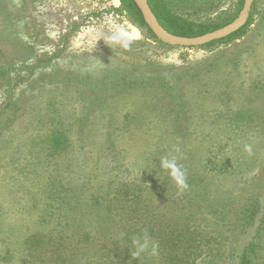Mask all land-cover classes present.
Listing matches in <instances>:
<instances>
[{"label":"rangeland","instance_id":"rangeland-1","mask_svg":"<svg viewBox=\"0 0 264 264\" xmlns=\"http://www.w3.org/2000/svg\"><path fill=\"white\" fill-rule=\"evenodd\" d=\"M169 1L197 21L214 20L219 12L232 15L236 2L209 0L211 12L204 13L181 7L185 0ZM119 5L0 0V264H22L25 235L43 227L49 193L52 199L73 186L97 188L111 166L130 180L133 167L146 165L150 181L145 179L157 194L174 183L161 169L151 175L150 166L160 168L162 156L176 155L179 164L196 169L209 149L217 162L226 157L235 170L220 183L214 173L204 178L211 194L228 192L232 202L235 196L240 202L264 195V0H256L245 35L207 48L162 47L119 14ZM112 25L135 34L130 47H109L101 39L89 49ZM171 87L180 106L171 105ZM53 134L63 135L64 146L51 154L43 146ZM166 208L153 206L152 216L160 218ZM233 228L229 216L217 229L224 232L225 254L235 247L229 264H237L252 234L248 228L236 236ZM72 239L59 251L50 242L33 243L34 254L54 263ZM260 243L264 247V231Z\"/></svg>","mask_w":264,"mask_h":264},{"label":"trees","instance_id":"trees-1","mask_svg":"<svg viewBox=\"0 0 264 264\" xmlns=\"http://www.w3.org/2000/svg\"><path fill=\"white\" fill-rule=\"evenodd\" d=\"M147 1L156 19L166 31L184 37L200 36L227 25L236 18L243 5V0H236L234 14L226 15L219 12L214 20L206 18L197 21L180 12L169 0ZM119 2V8L116 11L119 14H125L144 33L145 38L162 47H172L160 42L154 36L133 0H119ZM183 6H194L204 13H210L212 9L209 0H198V2L185 0L181 7ZM255 9L256 0H253L245 26L226 38L207 43L200 48L227 43L245 35L252 23ZM175 91L171 87V105L174 107L181 105L177 95L173 94ZM178 117L184 118V115L179 113ZM63 146V135L53 134L47 138L43 147L52 154L62 150ZM180 154V157L184 155L182 151ZM204 154L208 156H205L199 168L191 167L188 162L180 164L186 172L188 184L184 190H178L175 184H172L171 190H168L166 183L155 194L153 184L146 181V179L150 181V178L145 165L144 168L133 167L135 170L132 169L130 172L134 175L130 180H122L121 171L116 166H111L109 167L111 169H108V180L97 188H94L93 184H82L83 187L73 186L68 194L63 195L59 192L54 194L52 199L49 193L50 199L46 196L42 207L41 221L44 225L39 230L28 231L25 235L23 241L25 252L21 263L198 264L206 260L221 261L223 259L225 261L223 264H229L230 258L235 257V247H230L229 252L225 254V250L221 248L225 241L224 232H219L217 229L230 216L234 220L233 234L236 236L244 234L248 228L252 231V234H249L250 240L238 252L237 264H258L259 262L264 264L262 261L264 247L260 243L261 233L264 231V195L261 197L259 193L244 198L240 202L235 196L232 202L228 192L220 194L222 197H219L217 191L211 194L212 186L204 182V178L214 173L212 176L220 177V183L233 176L235 170L228 158L223 157L224 159L217 162L212 150L208 149ZM184 156L189 157L188 153ZM190 157L193 156L190 154ZM114 159L113 156L111 160ZM159 169V166H150L149 172L151 175L158 174ZM189 169L192 172H189ZM143 177L146 179L143 180ZM92 190H94L93 193H89ZM47 192H49L48 189ZM81 197H86V201L83 202ZM160 204H166V210L160 218L157 214L156 217L152 216L151 208L153 206L157 208ZM149 213L151 217L148 216ZM144 232H147L158 245V254L156 256L144 254L138 261L131 257V239ZM75 234H77L76 240ZM71 236H73L72 244L66 250L63 259L58 253L55 259L57 263L55 261L48 263L42 258H36L33 243L50 242L56 245L55 250L59 251L65 249L67 245L65 240L70 239Z\"/></svg>","mask_w":264,"mask_h":264},{"label":"clouds","instance_id":"clouds-1","mask_svg":"<svg viewBox=\"0 0 264 264\" xmlns=\"http://www.w3.org/2000/svg\"><path fill=\"white\" fill-rule=\"evenodd\" d=\"M135 34L129 32L121 25H112L108 34H99L95 40L89 44L91 49L97 41H103L109 46L117 45L120 48L128 49L134 39ZM179 152V149H176ZM179 156H162L160 158V169L162 173L166 174L169 179L173 181L178 190H184L188 187L186 182V172L178 163ZM130 253L132 259L139 261V258L144 255L156 256L158 254V245L153 239L144 232L141 235H135L131 239Z\"/></svg>","mask_w":264,"mask_h":264},{"label":"water","instance_id":"water-1","mask_svg":"<svg viewBox=\"0 0 264 264\" xmlns=\"http://www.w3.org/2000/svg\"><path fill=\"white\" fill-rule=\"evenodd\" d=\"M133 2L139 9L150 31L160 42L181 48H191L200 47L207 43L226 38L245 26L250 16L253 0H243L240 12L227 25L196 37L177 36L169 33L158 22L147 0H133Z\"/></svg>","mask_w":264,"mask_h":264}]
</instances>
